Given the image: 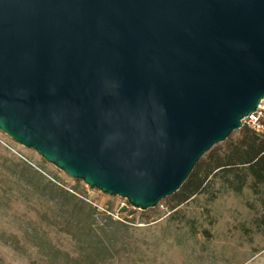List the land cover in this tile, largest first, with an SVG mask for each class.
<instances>
[{"label": "water", "instance_id": "water-1", "mask_svg": "<svg viewBox=\"0 0 264 264\" xmlns=\"http://www.w3.org/2000/svg\"><path fill=\"white\" fill-rule=\"evenodd\" d=\"M264 98V0H0V131L147 210Z\"/></svg>", "mask_w": 264, "mask_h": 264}, {"label": "rangeland", "instance_id": "rangeland-1", "mask_svg": "<svg viewBox=\"0 0 264 264\" xmlns=\"http://www.w3.org/2000/svg\"><path fill=\"white\" fill-rule=\"evenodd\" d=\"M33 171L71 191L78 186L88 202L99 211L110 210L114 220L122 221L132 209L125 198L68 176L0 131V264H49L42 240L76 251L71 235L41 218L44 213L67 220L61 205L48 199V190L32 181ZM154 208L148 222L140 215L148 209H134L128 216L134 223L126 228L111 224L127 248L120 259L96 264H264V231L255 225L260 204L248 188L235 193L216 176L201 193L176 208L171 210L167 201ZM96 218L98 225L104 223L100 215ZM182 218L191 219L195 228ZM34 230L42 239L35 238Z\"/></svg>", "mask_w": 264, "mask_h": 264}, {"label": "trees", "instance_id": "trees-1", "mask_svg": "<svg viewBox=\"0 0 264 264\" xmlns=\"http://www.w3.org/2000/svg\"><path fill=\"white\" fill-rule=\"evenodd\" d=\"M21 169L24 170L23 167ZM32 176L36 185L48 190V199L61 205L67 220L60 221L55 216L44 213L41 218L71 235L76 241V251L73 254L51 241L42 240L45 248L42 250L47 255L49 264H96L111 258H121L127 244L122 238L119 241L120 235L111 224L126 228L128 223H134V218L128 217L135 213L133 208L128 210V216H124L125 222L114 220L110 210L99 211L88 202L78 186L71 188V191L45 179L37 171H33ZM216 176L231 191L239 193L246 187L257 197L260 212L255 218V225L257 229L264 231V135L245 125H242L236 135L232 132L221 144H216L206 152L179 190L158 204L167 201L172 210L201 193L209 185L210 179ZM155 211V208H150L147 212H140L141 218L148 222ZM98 215L104 220L101 225L97 223ZM182 219L191 229L195 228L191 219ZM34 231L35 238L42 239L36 233L38 231Z\"/></svg>", "mask_w": 264, "mask_h": 264}, {"label": "built area", "instance_id": "built-area-1", "mask_svg": "<svg viewBox=\"0 0 264 264\" xmlns=\"http://www.w3.org/2000/svg\"><path fill=\"white\" fill-rule=\"evenodd\" d=\"M242 125L264 135V98L259 103L255 112L244 117Z\"/></svg>", "mask_w": 264, "mask_h": 264}]
</instances>
